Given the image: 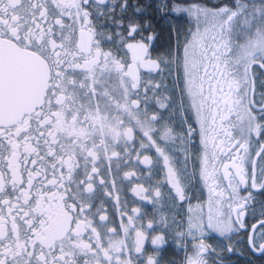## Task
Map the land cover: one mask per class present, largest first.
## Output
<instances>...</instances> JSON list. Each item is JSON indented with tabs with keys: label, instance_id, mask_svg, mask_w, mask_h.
<instances>
[{
	"label": "snow or ice",
	"instance_id": "snow-or-ice-1",
	"mask_svg": "<svg viewBox=\"0 0 264 264\" xmlns=\"http://www.w3.org/2000/svg\"><path fill=\"white\" fill-rule=\"evenodd\" d=\"M0 264H264V0H0Z\"/></svg>",
	"mask_w": 264,
	"mask_h": 264
}]
</instances>
